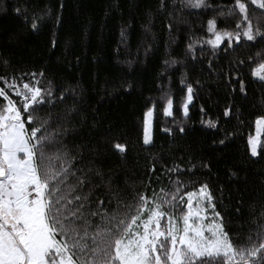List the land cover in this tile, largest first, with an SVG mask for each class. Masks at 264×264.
Instances as JSON below:
<instances>
[{
	"label": "trees",
	"instance_id": "obj_1",
	"mask_svg": "<svg viewBox=\"0 0 264 264\" xmlns=\"http://www.w3.org/2000/svg\"><path fill=\"white\" fill-rule=\"evenodd\" d=\"M242 2L253 30L264 33V9L251 0ZM195 3L0 0V77L5 78L0 87L14 100L19 98L7 84L19 88L39 81L37 86L53 91L55 107L45 105L38 113L51 116L47 131L54 139L47 154L53 168L63 164L69 169L67 184L85 179L76 194L91 190L93 209L103 200L101 211L112 215L117 201L134 206L138 194L150 203L171 200L167 194L176 191L179 181L183 187L177 199L164 210L182 218L186 208L180 196L207 183L224 231L234 245L247 247L249 237L256 243L264 239L258 235L264 232V125L256 157L248 145L256 120L264 117V79L253 75L264 63V39L241 36L237 43L233 36L228 47L226 37L213 48L206 43L214 39L209 20L215 21V31L233 33H242L247 21L236 0ZM16 7L24 15L18 16ZM188 85L193 93L184 114ZM169 100L171 114L166 115ZM150 108L151 142L144 144V116ZM117 142L127 146L125 153L113 149ZM125 211L122 207L118 216ZM211 213L209 208L208 220ZM91 235L92 230L89 245Z\"/></svg>",
	"mask_w": 264,
	"mask_h": 264
},
{
	"label": "snow or ice",
	"instance_id": "obj_2",
	"mask_svg": "<svg viewBox=\"0 0 264 264\" xmlns=\"http://www.w3.org/2000/svg\"><path fill=\"white\" fill-rule=\"evenodd\" d=\"M202 3L203 0H196L195 6ZM251 4L264 9V0H251ZM236 7L244 14L246 27L242 33L215 31V21L209 20L208 31L213 33L214 39L206 43L213 48L224 42L225 37L228 47L232 46L233 36L237 43L241 36L247 41H255L258 36L264 39L259 28L253 30L248 6L242 0H236ZM14 12L18 16L24 15L20 7ZM240 27L237 24V28ZM32 28L36 29L37 24L33 23ZM121 35L122 38L125 35L123 30ZM192 47V44L188 45L190 50ZM32 75L35 77L36 74ZM253 75L264 79V63ZM4 79L0 77V80ZM38 84L39 81L23 83L19 88L7 84L19 100H14L5 87H0V98L3 99L0 103V264H264V239L256 243L249 237L250 246L234 245L224 231L221 214L215 211L214 197L207 183L201 184L196 193L187 191L180 196L186 208L181 209L182 218L164 210L165 205L177 199L183 187L179 181L176 191L167 194L171 195V200L161 197L150 203V198L138 194L134 206L117 201L112 215L108 210L101 211L103 200H99L93 209L89 200L91 190L83 195L76 194L78 189L82 190L85 179L77 177L76 184L69 185L66 183L69 169L63 164L59 168L52 167L51 156L47 154V146L54 139L47 131L51 116L45 119L38 113L44 111L45 105L55 107L53 101L57 98L50 88L46 90ZM187 92L190 102L191 85L187 86ZM59 100L63 102V93ZM171 104L169 100L164 109L167 115L171 114ZM184 111L186 114L187 103ZM224 114L227 116L229 110L226 109ZM151 116L150 108L144 120L145 144L151 139L148 132ZM208 123L211 127L216 126L212 121ZM256 123L259 131V126L264 125V117L258 118ZM249 145L251 155L256 157L257 143L251 137ZM112 147L121 153L127 151V146L119 142ZM204 167L209 165L204 164ZM232 175L239 178L236 172ZM122 207L126 211L120 218L118 214ZM133 208L134 214H131ZM209 208L212 209V221L205 226ZM94 217H99L100 222L96 223ZM90 230L92 245L86 243ZM258 235H264V232H258Z\"/></svg>",
	"mask_w": 264,
	"mask_h": 264
},
{
	"label": "rangeland",
	"instance_id": "obj_3",
	"mask_svg": "<svg viewBox=\"0 0 264 264\" xmlns=\"http://www.w3.org/2000/svg\"><path fill=\"white\" fill-rule=\"evenodd\" d=\"M226 38V37H225ZM254 77H259L258 75H254ZM187 97H188V93H187V96H186V101H185V103H187V112H188V105H189V103L190 102H188V100H187ZM185 103H184V105H185ZM184 105H183V108H182V110H183V113L185 114V111H184ZM166 107H168V105L166 106ZM165 107V108H166ZM148 111V110H147ZM146 111V112H147ZM145 112V113H146ZM170 112H171V108H170ZM167 115V114H166ZM144 120H145V116H144ZM256 122H257V120H256ZM144 127H145V125H144ZM262 127H263V125H261V126H259V131H258V126H257V123H255V128H254V131H253V133H252V135L250 136L254 141H256V143H257V149H258V145H259V142H260V136H261V132H262ZM148 132H149V136L151 137V133H152V116L149 118V125H148ZM249 137V138H250ZM249 138H248V145H249ZM150 142H151V139H150ZM149 142V143H150ZM119 143H122L123 144V142H119ZM143 143H144V130H143ZM148 143V144H149ZM145 144V143H144ZM249 151H250V154H251V150H250V145H249ZM194 200H195V198H194ZM202 206V205H201ZM204 214L202 213V216H203ZM210 217V216H209ZM207 220H208V218H207ZM205 221V226H207V224H209V223H211V221H212V219L211 220H208V221ZM162 223H166V221H162ZM181 227H182V222H181ZM207 234V233H206Z\"/></svg>",
	"mask_w": 264,
	"mask_h": 264
}]
</instances>
